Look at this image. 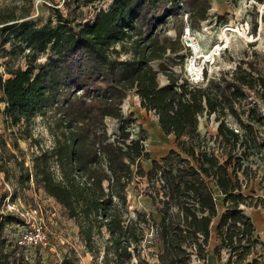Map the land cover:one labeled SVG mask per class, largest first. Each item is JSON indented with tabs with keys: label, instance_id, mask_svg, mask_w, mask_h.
Here are the masks:
<instances>
[{
	"label": "trees",
	"instance_id": "trees-1",
	"mask_svg": "<svg viewBox=\"0 0 264 264\" xmlns=\"http://www.w3.org/2000/svg\"><path fill=\"white\" fill-rule=\"evenodd\" d=\"M184 7H189L190 21L201 22L208 19L212 4L112 0L89 22H84L83 13L80 18L55 7L54 17L43 23L27 18L29 11L0 8L2 44L13 37V52H23L24 44L29 48L27 67L18 68L15 80L5 81L0 73V115L13 125L24 121L26 137L39 146L31 166L10 154L19 169L16 186L28 187L33 181L55 198L78 224L86 251L98 256L103 247V264H154L141 245L150 230L160 264H205L213 236L219 241L214 253L222 264L260 262L253 257L260 242L255 222L242 205H264L263 198L243 188L251 175L246 159L264 148L255 129V122L264 120L259 109L264 105V75L255 71L252 61H239L233 71L194 84L164 64L155 68L153 61L163 63L169 53L179 56L183 48L179 38H162L158 27ZM41 54L44 61H38ZM160 71L168 78L165 84L159 81ZM132 89L142 106L157 115L162 131L175 136L176 145L160 158L151 157L143 125L136 137L130 129L137 117L133 112L125 115L122 103ZM250 93L259 102L254 101L253 121L247 123L237 104ZM51 106L61 131L53 149L39 145L30 128L36 114ZM205 113H216L220 120L214 138L224 143L222 154L199 131ZM228 115L239 127L228 123ZM107 117L121 122L118 138H111ZM13 143L18 146V139ZM145 159H151L149 168ZM136 178L148 183L144 194L155 211L137 210L132 217L127 191ZM217 191L223 195L221 212ZM8 195L16 199L18 189L2 195L1 202ZM73 256L64 255L63 264H73L75 251ZM0 264L10 263L0 257Z\"/></svg>",
	"mask_w": 264,
	"mask_h": 264
},
{
	"label": "rangeland",
	"instance_id": "rangeland-1",
	"mask_svg": "<svg viewBox=\"0 0 264 264\" xmlns=\"http://www.w3.org/2000/svg\"><path fill=\"white\" fill-rule=\"evenodd\" d=\"M210 1L212 7L209 10L208 19L201 22L190 21L189 7H184L179 10V13L173 14L158 27L162 38H179L183 48L178 52L179 56L169 53L163 63H161V60H156L152 62L153 66L158 69L161 64H164L169 69L180 73L181 79L187 78L186 67L192 54V48L187 45L189 42L188 35L184 32L186 27L190 26L193 37L199 43L200 56L207 55L206 52L217 42H221L223 46L226 45V48H222L217 54H214L213 58L209 56L212 54L211 51L206 56H209L212 60L207 63L205 79L201 83L206 84L208 78L219 77L226 72L233 71L239 61H252L256 66L255 71L264 75V2L259 0ZM111 4L112 0H0V8L3 10H14L17 13L29 11L27 18L32 17L40 23L54 17L55 7H59L64 14L74 11V14L80 18L83 13L84 22H89L94 17L97 9L109 8ZM225 32L228 38L222 35ZM15 44L16 40L13 37H10L4 45L0 39V73L3 74L5 81L15 80L18 68L27 67L28 58L26 54L29 52V48L24 44L23 52L18 50L13 52ZM117 46L120 47V44L117 43ZM127 56V53H122V57ZM45 59V55L41 54L38 61H44ZM245 66H247V63H245ZM158 78L161 84L168 82L166 74L162 71L159 72ZM80 92L82 90L77 93ZM255 100H257L255 94L250 93L246 99L237 104L239 111L242 113V118L247 123L253 121L252 114ZM4 105L5 103H3ZM122 109L125 115L133 112L134 116L137 117V122L130 126L134 137L140 133V125H143L147 130L148 138L145 145L152 158H160L176 145L175 136L173 134L166 135L162 131L157 115L142 106L141 98L135 89L128 91V95L122 103ZM259 109L260 112H264L263 103H260ZM226 120L230 125L239 127L234 116L228 115ZM106 122L111 138H118L121 122L112 117H107ZM219 122L216 113H205L200 117L199 131L201 135L208 138L209 144L215 147L219 154H222L224 143L220 137L214 138V135L218 133ZM30 128L34 133V139H38L41 143L39 145L53 149L61 132L57 126L54 106L48 107L44 114L37 113L31 121ZM255 129L257 130L258 139L263 141L264 120L261 123L255 122ZM0 136L7 141V146L4 147L0 137V257L5 261H9L10 264H63L64 255L70 254L73 258L75 251L77 259H74L73 264H103V247L98 256L86 251L78 224L66 213L63 206L55 198L48 196L43 188L38 187L33 181L28 187L16 186L19 169L14 158L9 157L10 154L16 153L20 158L25 159L26 165L31 166L32 154L39 150L38 144L26 137L27 132H25L24 121L19 125H13L10 120L6 121L3 114H1ZM16 138L18 139V146L13 143V139ZM185 138L190 139L189 136ZM241 149L242 147H238L237 152H241ZM261 150L259 154H252L250 158L246 159L251 167V175L244 180L243 188L245 193L264 199V148ZM143 163L146 168H149L151 159H145ZM55 168L57 173L61 175L58 162H56ZM7 175L11 179L8 180ZM242 178H244L243 174ZM137 179L133 180L127 191L128 213L132 217H136L137 210L155 211L150 198L144 194L148 183L144 179L140 182ZM15 189H18L16 199L6 197L1 202L2 195L6 192L15 191ZM216 197L221 212L224 210L223 195L217 191ZM9 202L12 203L13 207H16L13 210L14 212L10 210ZM34 207L39 208L40 216L45 223L47 243L37 247L20 245L18 238L25 227L16 218V215L20 217V212L32 210ZM242 208L252 216L256 226V234L260 241L253 257H258L260 259L259 264H264V205L261 204L258 207L242 205ZM152 237L150 230L141 242L142 253L154 264H160L155 255L157 246L152 241ZM218 242L215 236L211 238L209 254L205 264H222L214 253V247ZM227 255L224 249L222 251L223 261L226 260ZM195 262H197L196 259Z\"/></svg>",
	"mask_w": 264,
	"mask_h": 264
},
{
	"label": "built area",
	"instance_id": "built-area-1",
	"mask_svg": "<svg viewBox=\"0 0 264 264\" xmlns=\"http://www.w3.org/2000/svg\"><path fill=\"white\" fill-rule=\"evenodd\" d=\"M184 34L188 35V46L192 48V54L189 58L188 65L186 67L187 72V78L189 79L190 83H201L205 79V70L207 67V63L211 62L212 59H210L209 56L213 58L214 54H210L208 57L200 56V46L198 41L195 37H193L191 33L190 26H187L185 29ZM198 46V48L196 47ZM223 48H226L225 46ZM222 50V49H221ZM236 130H238L236 128ZM7 197L10 198V195ZM9 208L14 212L13 210L16 209V207L12 206V203L9 202ZM12 206V207H11ZM20 217L24 220V230L20 234V237L18 238V243L20 245H27L31 247H37L39 245H43L47 243V237H46V228L45 223L42 221V217L40 216V211L38 207L32 208V210H25L20 212Z\"/></svg>",
	"mask_w": 264,
	"mask_h": 264
},
{
	"label": "bare ground",
	"instance_id": "bare-ground-1",
	"mask_svg": "<svg viewBox=\"0 0 264 264\" xmlns=\"http://www.w3.org/2000/svg\"><path fill=\"white\" fill-rule=\"evenodd\" d=\"M230 29H232V28H230ZM222 35H224L225 37L228 38V35L226 34V32L223 33ZM196 47L198 48V46H196ZM223 47L224 46L222 45L221 42H217V43L213 44L206 53H209L211 51L212 54H217Z\"/></svg>",
	"mask_w": 264,
	"mask_h": 264
}]
</instances>
